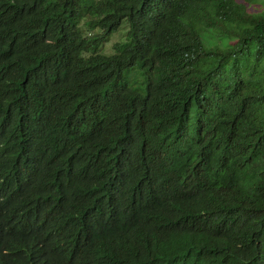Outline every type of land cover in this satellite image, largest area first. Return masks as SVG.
I'll return each instance as SVG.
<instances>
[{
  "label": "trees",
  "instance_id": "1",
  "mask_svg": "<svg viewBox=\"0 0 264 264\" xmlns=\"http://www.w3.org/2000/svg\"><path fill=\"white\" fill-rule=\"evenodd\" d=\"M0 264H264V0H0Z\"/></svg>",
  "mask_w": 264,
  "mask_h": 264
},
{
  "label": "rangeland",
  "instance_id": "2",
  "mask_svg": "<svg viewBox=\"0 0 264 264\" xmlns=\"http://www.w3.org/2000/svg\"><path fill=\"white\" fill-rule=\"evenodd\" d=\"M121 37L122 35H114L112 37L111 42L105 46L107 53H110V51L112 52L111 47L113 46L114 43H116L117 41H123Z\"/></svg>",
  "mask_w": 264,
  "mask_h": 264
}]
</instances>
